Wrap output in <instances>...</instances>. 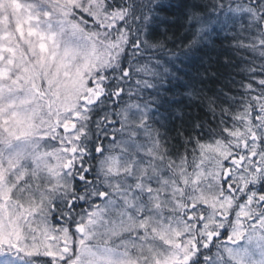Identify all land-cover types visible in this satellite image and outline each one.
<instances>
[{
	"label": "snow or ice",
	"instance_id": "1",
	"mask_svg": "<svg viewBox=\"0 0 264 264\" xmlns=\"http://www.w3.org/2000/svg\"><path fill=\"white\" fill-rule=\"evenodd\" d=\"M0 264H264V0H0Z\"/></svg>",
	"mask_w": 264,
	"mask_h": 264
},
{
	"label": "trees",
	"instance_id": "2",
	"mask_svg": "<svg viewBox=\"0 0 264 264\" xmlns=\"http://www.w3.org/2000/svg\"><path fill=\"white\" fill-rule=\"evenodd\" d=\"M182 34H183V29H178V30H176V35H177V37H180V36H182ZM224 35V33H222L221 34V37ZM177 44H179L180 43V40L179 39H177ZM221 43V40L220 39H217V44L219 45ZM226 43V42H225ZM198 62V61H197ZM193 111H195V110H193Z\"/></svg>",
	"mask_w": 264,
	"mask_h": 264
}]
</instances>
